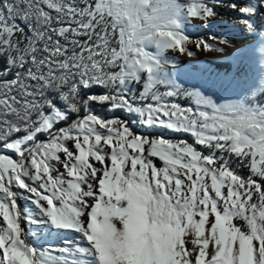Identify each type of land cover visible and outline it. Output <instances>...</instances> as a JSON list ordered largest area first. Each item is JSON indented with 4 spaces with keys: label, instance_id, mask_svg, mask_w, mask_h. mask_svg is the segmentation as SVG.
<instances>
[{
    "label": "snow or ice",
    "instance_id": "1",
    "mask_svg": "<svg viewBox=\"0 0 264 264\" xmlns=\"http://www.w3.org/2000/svg\"><path fill=\"white\" fill-rule=\"evenodd\" d=\"M218 8L264 45V0H0V264H264V104L163 76Z\"/></svg>",
    "mask_w": 264,
    "mask_h": 264
},
{
    "label": "rangeland",
    "instance_id": "2",
    "mask_svg": "<svg viewBox=\"0 0 264 264\" xmlns=\"http://www.w3.org/2000/svg\"><path fill=\"white\" fill-rule=\"evenodd\" d=\"M238 4L246 3L247 0H231ZM218 16L209 20L208 27H203V21L193 18L185 23V33L193 42L187 45L188 51L193 55L181 53L178 50L162 52L163 74L182 69L199 70L209 79L213 80L212 94L197 93L210 100L215 105L248 103L251 99L250 89L264 83V45H261L260 37L249 33L245 26L240 23L238 14L224 8L217 9ZM261 17H257V32H264V23ZM210 36L217 39L212 40ZM204 39L213 44L216 50H205L203 46L196 47L195 40ZM220 40L227 41L220 43ZM234 82L243 87V90L235 93L230 88ZM222 84L220 87L219 85ZM228 87L223 92V87ZM138 87H142L138 86ZM163 90V89H162ZM227 91H230L231 96ZM98 114L104 116L115 115L105 112L100 105L95 108ZM104 111V112H102ZM142 131V129H137ZM23 205L24 201H20Z\"/></svg>",
    "mask_w": 264,
    "mask_h": 264
},
{
    "label": "trees",
    "instance_id": "3",
    "mask_svg": "<svg viewBox=\"0 0 264 264\" xmlns=\"http://www.w3.org/2000/svg\"><path fill=\"white\" fill-rule=\"evenodd\" d=\"M0 67H2V65H0ZM163 76L165 78H167V81L175 86L178 87L182 90H185L187 93L189 94H197V93H211L212 94V89L213 86L215 84H213V80L209 79L207 76L203 75L201 73V71L199 70H189V69H182V70H178V71H172L169 73H165L163 74ZM264 84V83H263ZM222 84L219 85V87ZM260 85L257 86L254 89H250L251 91H249V95L251 96V99L248 101L250 104L253 103H261L264 104V92H260L258 91ZM227 86L223 87V92H225L227 90ZM230 88H232V91L237 93L241 90H243V87L239 86L238 83L234 82L233 84L230 85ZM97 93H101L103 92L102 89H96ZM227 93H229L228 95L231 96V92L227 91ZM179 102L183 105H191V100L187 99V98H181L179 100ZM98 107V105H93V108L95 110V108ZM102 107V106H101ZM104 108V107H102ZM104 112V111H102ZM105 112L106 109H105ZM117 116H123V113L120 112H116L113 113ZM166 136H173L174 134L168 133V132H164L163 133ZM185 139L189 140V142H192V138L185 136ZM159 163V162H157ZM247 169H243L242 172L243 173H247Z\"/></svg>",
    "mask_w": 264,
    "mask_h": 264
},
{
    "label": "bare ground",
    "instance_id": "4",
    "mask_svg": "<svg viewBox=\"0 0 264 264\" xmlns=\"http://www.w3.org/2000/svg\"><path fill=\"white\" fill-rule=\"evenodd\" d=\"M262 18V17H261Z\"/></svg>",
    "mask_w": 264,
    "mask_h": 264
}]
</instances>
